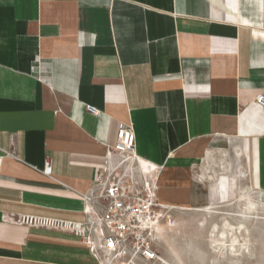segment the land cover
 <instances>
[{"label":"crops","instance_id":"0c3cea01","mask_svg":"<svg viewBox=\"0 0 264 264\" xmlns=\"http://www.w3.org/2000/svg\"><path fill=\"white\" fill-rule=\"evenodd\" d=\"M261 94L264 0H0V156L18 158L0 175V264H100L19 216L85 222L121 124L173 212L239 185L264 201ZM214 167L227 177L207 189Z\"/></svg>","mask_w":264,"mask_h":264},{"label":"built area","instance_id":"2783aa9c","mask_svg":"<svg viewBox=\"0 0 264 264\" xmlns=\"http://www.w3.org/2000/svg\"><path fill=\"white\" fill-rule=\"evenodd\" d=\"M264 107V95L256 99ZM94 115L100 112L88 106ZM114 153L120 158L115 166H108L97 177L91 190L82 195L83 223L20 215L19 224L31 229L67 232L78 237L90 248L100 264H164L155 250L158 232L165 226L173 227V208L159 198L161 169L148 164L144 170L136 153V135L131 125L121 124ZM6 157L0 156V175ZM51 175L50 162L45 171Z\"/></svg>","mask_w":264,"mask_h":264},{"label":"rangeland","instance_id":"374dc122","mask_svg":"<svg viewBox=\"0 0 264 264\" xmlns=\"http://www.w3.org/2000/svg\"><path fill=\"white\" fill-rule=\"evenodd\" d=\"M210 174L207 189L227 177L220 167ZM172 216L178 229H165L154 247L164 264H264V201L244 185L221 202L180 208Z\"/></svg>","mask_w":264,"mask_h":264},{"label":"bare ground","instance_id":"6f19581e","mask_svg":"<svg viewBox=\"0 0 264 264\" xmlns=\"http://www.w3.org/2000/svg\"><path fill=\"white\" fill-rule=\"evenodd\" d=\"M141 163H142V165H143V167H144V170L147 172L149 169H148V163L147 162H145V161H141ZM189 209V208H188ZM250 211V210H249ZM175 222H176V219H175ZM181 225V224H180ZM174 227H176L175 225L173 226V227H169V226H166V228L165 227H162L161 229H160V231L158 232V238L159 239H163L164 238V235H165V233H168V232H166L165 231V229H168V230H170V229H173ZM178 227V226H177ZM176 227V228H177ZM178 229V228H177ZM170 232V231H169ZM178 232V231H177ZM172 233V232H171ZM175 234V233H174ZM178 234V233H177ZM180 235V234H179ZM234 235V234H233ZM216 236V235H215ZM222 237L225 239V237H226V231L224 232V233H222ZM227 238V237H226ZM232 238V237H231ZM237 238V237H236ZM228 239V238H227ZM236 243V242H235ZM226 244H228V243H226ZM239 244V243H238ZM233 245H235V244H233ZM233 247H235V246H233ZM244 247V246H243ZM229 248V247H228ZM236 248V247H235ZM246 248H247V246H246ZM238 251H240V250H238Z\"/></svg>","mask_w":264,"mask_h":264}]
</instances>
